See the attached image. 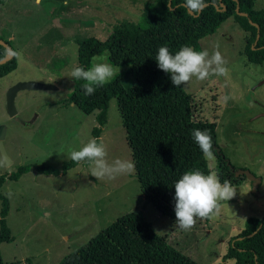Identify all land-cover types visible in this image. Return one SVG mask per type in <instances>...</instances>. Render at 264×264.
<instances>
[{
	"label": "rangeland",
	"instance_id": "374dc122",
	"mask_svg": "<svg viewBox=\"0 0 264 264\" xmlns=\"http://www.w3.org/2000/svg\"><path fill=\"white\" fill-rule=\"evenodd\" d=\"M146 3L155 0H8L0 6V37L16 52L17 68L0 78V119L3 140L11 160L0 155V174L20 165L31 169L18 180H6L0 192L10 202L7 223L14 240L0 244L4 264H59L69 253L121 215L141 210L156 233L197 264H232L223 256L248 217L264 216V196L251 190L250 181L232 185L236 195L220 201V211L207 221L198 219L189 231L177 227L176 218L160 213L142 195L134 171L115 179H97L88 161L65 174H43L37 166L59 168L70 159L71 148L92 138L95 114H86L67 98L73 90L70 72L77 64V42L96 36L105 39L123 20L141 21ZM264 0H254V8ZM245 32L232 18L199 41L209 54L218 49L227 76L192 78L182 87L192 99L193 117L216 124L217 145L236 169H248L261 178L264 191V61L250 63L242 53ZM109 62V61H108ZM119 67L123 87L133 85L129 65ZM113 77V78H114ZM112 78V79H113ZM33 81L53 88H25L16 92V114L6 109L8 89ZM262 82V83H261ZM231 98L225 105L222 97ZM100 141L107 159L132 161L116 97L111 98ZM215 157V156H214ZM216 171V159L208 160ZM133 162V161H132Z\"/></svg>",
	"mask_w": 264,
	"mask_h": 264
},
{
	"label": "trees",
	"instance_id": "16d2710c",
	"mask_svg": "<svg viewBox=\"0 0 264 264\" xmlns=\"http://www.w3.org/2000/svg\"><path fill=\"white\" fill-rule=\"evenodd\" d=\"M7 1L0 0V5ZM184 4L185 0L146 3L140 22L123 20L103 40L91 36L78 41L76 65L88 68L90 58L107 49L109 63L129 65L127 73L132 75L134 83L125 88L121 83L122 76L117 75L103 87H97L94 94L85 95L82 88L85 81L74 80L73 90L67 98L68 103L86 114L96 111L97 125L91 134L98 141L107 122L109 102L111 98H117L134 175L144 200L171 218H175V181L187 170L199 169L206 174L210 170L207 159L192 138L193 129L207 130L211 135L216 172L221 183L228 180L234 185L246 178L234 176L236 168L217 145L216 124L195 119L191 97L182 85L173 86L170 75L159 69L155 60L158 48L167 46L175 54L187 44L199 51L200 39L214 33L230 17L246 33L242 50L246 60L250 63L264 61V7L254 8V0H204L203 10L193 14ZM3 40L12 47L10 41ZM6 54V47L0 44V60ZM16 67L13 49L11 59L0 63V78ZM79 163L68 159L59 168L41 165L36 169L43 174L59 175ZM30 169L29 165H20L13 172L0 174V188L6 180L16 181ZM9 209L8 197L0 192V244L14 240L7 223ZM223 257L232 259V264H264V216L248 217ZM0 264H4L1 252ZM59 264L197 263L170 246L156 233L142 211L137 210L118 217L84 245L67 254Z\"/></svg>",
	"mask_w": 264,
	"mask_h": 264
},
{
	"label": "clouds",
	"instance_id": "9594fccd",
	"mask_svg": "<svg viewBox=\"0 0 264 264\" xmlns=\"http://www.w3.org/2000/svg\"><path fill=\"white\" fill-rule=\"evenodd\" d=\"M67 3V0H65ZM184 6L193 14L203 10L204 0H185ZM110 53L107 49L102 54L90 58V66L72 67L70 75L74 80H83L82 88L85 95L94 94L97 87L109 83L119 72L108 62ZM159 69L170 75L173 86L187 84L195 77L206 80L210 75L227 76L226 61L218 49L211 55L208 50H196L190 45H182L175 54L167 46L158 48L155 58ZM231 97L225 95L222 102L226 105ZM192 138L208 160L215 159L212 150L211 135L207 130L193 129ZM107 149L102 141L91 138L78 149L73 147L68 157L79 163L88 161L91 174L97 179H115L119 175L130 174L134 171V163L129 159H107ZM174 213L175 223L183 231H189L197 218H208L220 211V201H228L236 195V189L228 180L221 183L215 170L210 169L207 174L199 169L185 171L174 183Z\"/></svg>",
	"mask_w": 264,
	"mask_h": 264
},
{
	"label": "water",
	"instance_id": "95a60500",
	"mask_svg": "<svg viewBox=\"0 0 264 264\" xmlns=\"http://www.w3.org/2000/svg\"><path fill=\"white\" fill-rule=\"evenodd\" d=\"M0 44L6 47L7 49V54L4 58L0 60V63H4L7 60L11 59L13 55V49L10 45H8L3 39H0ZM264 82V79L263 81ZM261 82V83H262ZM54 86L49 85V84H44V83H38V82H33V81H25V82H18L11 86L6 94V109L7 113L9 114L10 117L14 116L16 114V109L14 106V97L17 91L25 88H53ZM264 115V113L260 114ZM5 125L0 124V155L4 162L8 165L11 163V160L6 152L3 140L5 137ZM244 175L247 180L251 182V190L253 193H255L257 196H264V191L259 192L258 187L261 183V178L258 176H255L252 172H250L248 169H235L234 170V176H242Z\"/></svg>",
	"mask_w": 264,
	"mask_h": 264
},
{
	"label": "crops",
	"instance_id": "0c3cea01",
	"mask_svg": "<svg viewBox=\"0 0 264 264\" xmlns=\"http://www.w3.org/2000/svg\"><path fill=\"white\" fill-rule=\"evenodd\" d=\"M1 7L3 6V5H0ZM6 40H8V39H6ZM9 41V40H8ZM17 68V67H16ZM9 74V73H8ZM3 121H2V119H0V124L2 123ZM7 173V172H6ZM25 174V173H24ZM245 180H243V181H241L240 183H243Z\"/></svg>",
	"mask_w": 264,
	"mask_h": 264
},
{
	"label": "flooded vegetation",
	"instance_id": "af4514ba",
	"mask_svg": "<svg viewBox=\"0 0 264 264\" xmlns=\"http://www.w3.org/2000/svg\"><path fill=\"white\" fill-rule=\"evenodd\" d=\"M250 184H251V182H250Z\"/></svg>",
	"mask_w": 264,
	"mask_h": 264
}]
</instances>
